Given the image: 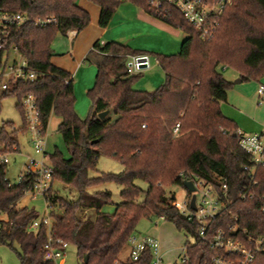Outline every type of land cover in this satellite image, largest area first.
I'll return each instance as SVG.
<instances>
[{
  "label": "trees",
  "instance_id": "trees-1",
  "mask_svg": "<svg viewBox=\"0 0 264 264\" xmlns=\"http://www.w3.org/2000/svg\"><path fill=\"white\" fill-rule=\"evenodd\" d=\"M87 1L99 8L100 28L108 26L120 4L129 2L180 29L187 37L177 54H155L164 81L153 91L134 89L139 75H129L126 70L128 55L147 52L115 41H96L85 57L95 65L96 74L93 86L87 90L91 106L81 119L74 111L71 75L51 63V41L56 34L83 30L90 22L88 12L76 0H0L5 10L29 18L12 29L6 47L14 45L29 66L40 73L35 81L19 82L11 93L0 94V109L5 96H16L22 117L19 127L10 121L2 124L0 153L13 151L18 146V135L25 133L20 100L26 93L36 98L44 131L51 115L60 118L57 131L68 157L57 149L47 154L52 181L74 188L77 197L66 200L53 192L49 195L51 203L61 210L60 215L51 214L53 236L74 245L81 264L120 262L118 254L139 219L152 215L173 223L193 239L183 245L186 261L172 264H211L215 251L208 240L219 229L244 244L248 236H264V167L257 168L250 177L244 169L249 157L237 143V125L220 110L231 86L221 73L222 67L234 70L241 81L258 80L264 75V0H232L208 41L200 40L197 31L167 4H162L165 15H156L149 8L150 0ZM46 17H54L56 23L33 24L35 19ZM104 111L108 114L100 119L98 114ZM175 123H179L176 136L172 133ZM101 155L117 160L123 170L90 175L97 171ZM191 177L212 185L226 201L224 209L208 224L205 239L198 236L196 223L181 215L164 192L165 186H182V181ZM136 180L147 184L145 191L135 184ZM32 182L33 176L26 175L11 183L6 165L0 166V245L13 249L19 264H54L43 259L45 228L28 229L36 212L16 207ZM108 182L121 188V202L114 204L112 214L103 211L112 203L110 192L93 190ZM223 183L227 186L224 197L220 191ZM244 191L253 192V198L239 199ZM141 192L144 196L138 202ZM81 211L91 214L82 220ZM234 226L236 230H231ZM149 258L146 253L137 261L121 263L148 264ZM254 264H264V250L257 253Z\"/></svg>",
  "mask_w": 264,
  "mask_h": 264
},
{
  "label": "built area",
  "instance_id": "built-area-1",
  "mask_svg": "<svg viewBox=\"0 0 264 264\" xmlns=\"http://www.w3.org/2000/svg\"><path fill=\"white\" fill-rule=\"evenodd\" d=\"M231 3L232 0H150L149 8L156 15H165V9L162 4L172 6L179 12L184 21L197 31L200 40L208 41L215 34L222 13ZM26 21H29V18L25 15L7 11L0 6V94L11 93L19 82H33L40 76L38 71L29 66L26 57L14 45L6 47V42L12 29ZM55 23L56 19L54 17L35 19L33 21L36 26H46ZM126 60V70L129 75L140 73L149 67L147 55H128ZM257 94L259 98L264 94L263 85L258 86ZM20 103L24 114L25 133L34 155L25 156L24 170L19 173L17 182L21 181L26 175H32V185L24 194L29 195L32 199L36 196H42L46 207L50 209L56 208L57 206L51 203L49 199V195L52 193V167L46 153L47 135L46 130H43L40 123L36 98L32 93H26L21 97ZM178 129L179 123H175L172 129L174 136L178 134ZM237 136L238 146L249 157V165L244 166V169L249 172L250 177H253L257 168L264 167V132H237ZM18 150L17 146L11 152L0 153V166L7 165L8 156L18 152ZM186 180L192 182L194 191H186L187 194L181 203H177L174 196L171 199V204L187 220L196 223L198 236L201 239H205L208 224L224 209L226 201L221 199V196H219L212 185L205 184L196 177ZM251 184L255 185L256 182L252 180ZM220 191L224 197L227 191L225 183L221 185ZM191 194L195 195L194 208L190 206ZM253 196V192L244 191L238 195V198L250 200ZM51 214L53 212L40 218L36 217L30 222L28 229L37 231L41 227L45 228L46 241L42 246L43 259L52 261L55 264V261L64 255L67 243L53 236L51 232L53 217ZM234 219L236 220L235 217ZM236 228L234 226L231 230H236ZM208 243L210 248L215 251L211 258V264H254L257 253L264 250V236H248L246 244H244L239 239L227 235L221 229L213 234ZM127 244L130 247V262L139 260L146 253L150 257L148 264H172L175 262H165L160 243L155 237L131 234L127 239ZM183 251H185L184 247ZM186 259L183 253L179 262L184 263ZM116 264L122 263L116 262Z\"/></svg>",
  "mask_w": 264,
  "mask_h": 264
},
{
  "label": "rangeland",
  "instance_id": "rangeland-1",
  "mask_svg": "<svg viewBox=\"0 0 264 264\" xmlns=\"http://www.w3.org/2000/svg\"><path fill=\"white\" fill-rule=\"evenodd\" d=\"M134 25L135 22L131 21V19L128 18L125 20L124 24L121 25L120 29L125 31L127 29L133 28ZM162 38L164 39L165 37L160 35L155 36L154 34H152L150 38L143 39V37H139L133 39V41L139 42L143 44V46H146L147 49H145V52H147L150 57V68L144 69L140 73H137V75L139 76L133 83L134 89L137 88V90L153 91L163 83L164 73L156 62L155 54H177L179 52L180 44L182 41L180 39L181 37L179 39L177 38L175 42L178 41L177 44L179 45L174 44L175 47H173L169 44V47L164 48L163 44L165 42ZM174 38L172 37L171 39L173 40ZM66 41L67 37L65 35L56 34L51 41L52 51L57 53L58 50H60V47L65 45ZM171 44H173V42ZM162 50L165 51V53H163ZM81 69L84 70L82 77H80L82 79L80 81L78 77H75L73 79L74 111L79 118L84 119L87 116L91 106L90 99L87 95V90L90 89L94 84L96 67L92 62L84 58L83 62L81 63ZM221 71L223 77L227 81L231 82V86L227 90V99L224 102L220 103V107L222 105L225 112L227 110L226 108L229 107L232 112V109H238L237 104L240 100L246 99V102L243 103L244 108L250 112L257 108L256 114L259 115L260 118H262L260 120V123L264 125V96L261 99L258 96L253 97V87L259 85L264 86V75L258 80L248 79L240 81L239 83H234V81L238 78L235 76L233 78V75H235L234 70L225 66V68H221ZM17 102V97L13 95L5 96L1 100L0 128L6 121L12 122L15 127H19L22 124L20 111L16 107ZM110 117L111 119L114 118L112 114H110ZM58 120L59 117L55 115L50 116L48 122L49 124L47 126L48 129L46 136V153L50 154L55 149H57L62 153L64 157H68V152L62 143L59 132L57 131V124L59 122ZM262 130V132H264V127ZM18 146L19 151L8 156V163L6 165L7 178L11 183H16L19 173L24 170L23 165L26 160L25 156L34 155L28 143V137L26 133H20L18 135ZM96 169L97 171L90 173V175L96 176L98 172L118 174L123 170V166L117 160L106 155H101L98 158ZM135 184L140 189H142V191H145L147 187V184L142 180H136ZM120 189V186L115 182L103 183L96 188H93V190L110 192L112 203L107 204L103 207L104 212L112 214L115 208L114 204L121 202V198L119 195ZM51 190L58 197L66 200H75L77 197V192L74 188L62 183L59 180L52 181ZM164 192L167 197H171V195L173 194L177 203H181L187 194L186 190L179 184H170L165 186ZM143 196L144 193L141 192L139 197L137 198V201H142ZM16 207L32 208L36 212L38 218L48 215L50 212H53L54 215L61 214V210L57 207L52 209L46 207L45 201L42 196H36L32 199L29 195L24 194V196L16 203ZM90 214L91 211H88L86 213L84 211H81L80 217L83 220L86 217H89ZM133 234L140 236L147 235L158 238V241H160L164 245V249H169L168 253H166V256L164 257L166 263L173 261L178 263L184 253L183 245L185 241H193L191 236L187 235L184 231L177 229L173 225V223L165 220L164 218L153 215L140 218L135 226ZM129 252L130 247L126 243L118 254V260L120 262L130 261ZM0 264H19L16 253L7 245H0ZM55 264H81L75 246L67 244L64 255L58 258L55 261Z\"/></svg>",
  "mask_w": 264,
  "mask_h": 264
},
{
  "label": "crops",
  "instance_id": "crops-1",
  "mask_svg": "<svg viewBox=\"0 0 264 264\" xmlns=\"http://www.w3.org/2000/svg\"><path fill=\"white\" fill-rule=\"evenodd\" d=\"M76 2L78 6H80L81 8L85 9L88 12L90 16V22L83 30L79 32H77L76 30H70L66 32L65 36L67 37V41L65 42V45L60 47V50H58L57 53L52 51V56H51V63L67 71L71 75L72 82L75 77H78L79 81L82 79L80 77H82L84 70L81 69V63L83 62L87 53L92 49V46L96 41L99 42L100 44H104L109 41H115L127 45L131 49L145 51V49H147L146 46H143V44L139 42L133 41V39L139 37H143V39L150 38L152 34H154L155 36L160 35L165 37L164 39L162 38L163 41L165 42L163 44V47L167 48L170 45L175 47L174 44H177L178 42V41L175 42L177 38L179 39L181 37L180 39L183 42L184 39L187 37V34L181 31L180 29L165 23L164 21L154 17L153 15L145 12L144 10L140 9L139 7L129 2H124L120 4V6L115 11L111 21L109 22L108 26L106 28H100L98 26V15H99L98 6L87 0H76ZM128 18H130L131 21L135 22V25L133 26V28L123 31L120 29V27L121 25L124 24L125 20ZM170 37L171 38L175 37V38L172 40ZM172 42L173 44H171ZM162 52L165 53V51L163 50ZM147 56L149 59L150 58L149 55ZM149 68H150V60H149L148 69ZM234 76L238 77L236 72L235 75H233V78ZM137 87H141V86H137ZM257 87L258 86L253 87V97L258 96ZM263 96L264 94L260 97V99ZM245 100L246 99L240 100L239 103L237 104L238 109L236 110L232 109V112L231 109H229V107L226 108L227 110L225 112L222 105L220 107V110L224 116L233 120L236 123L237 132H242V133L262 132L264 125L260 123V120L262 118H260L259 115L256 114L257 108H255L252 112L246 110L243 105V103L246 102ZM58 121H60V118ZM47 129H46V135H47ZM160 249L163 253V256L165 257L169 249H164V245L161 242H160Z\"/></svg>",
  "mask_w": 264,
  "mask_h": 264
},
{
  "label": "water",
  "instance_id": "water-1",
  "mask_svg": "<svg viewBox=\"0 0 264 264\" xmlns=\"http://www.w3.org/2000/svg\"><path fill=\"white\" fill-rule=\"evenodd\" d=\"M240 81H241V80H240L239 78H237V79L234 81V83H239ZM107 114H108V111H104V112H102V113H99V114H98V117H99L100 119H102V118H104ZM182 187H183L186 191H188V192H193V191H194L193 184H192V182L189 181V180H183V181H182ZM170 198L173 199V198H174V195L172 194ZM194 198H195V195H194V194H191L190 206H191L192 208H194ZM86 260H87V257H84L83 261L86 262Z\"/></svg>",
  "mask_w": 264,
  "mask_h": 264
}]
</instances>
